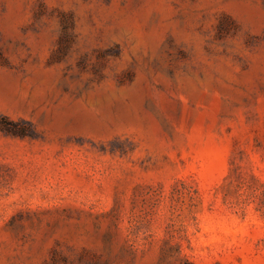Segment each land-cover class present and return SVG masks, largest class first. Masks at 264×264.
I'll return each instance as SVG.
<instances>
[{
	"label": "rangeland",
	"instance_id": "1",
	"mask_svg": "<svg viewBox=\"0 0 264 264\" xmlns=\"http://www.w3.org/2000/svg\"><path fill=\"white\" fill-rule=\"evenodd\" d=\"M0 264H264V0H0Z\"/></svg>",
	"mask_w": 264,
	"mask_h": 264
}]
</instances>
